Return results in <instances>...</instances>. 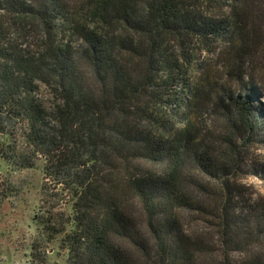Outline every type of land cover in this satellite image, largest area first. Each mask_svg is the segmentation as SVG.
<instances>
[{"label": "trees", "instance_id": "obj_1", "mask_svg": "<svg viewBox=\"0 0 264 264\" xmlns=\"http://www.w3.org/2000/svg\"><path fill=\"white\" fill-rule=\"evenodd\" d=\"M197 45L220 63L203 67ZM217 68L239 88L223 126L252 146L264 137V0H0V140L24 142L1 156L42 163L63 188L61 211L36 216V264L49 246L66 264H264V229L228 180L235 143L216 154L191 120L220 88ZM189 163L220 191L185 175ZM193 211L216 220L220 250L186 230Z\"/></svg>", "mask_w": 264, "mask_h": 264}, {"label": "rangeland", "instance_id": "obj_2", "mask_svg": "<svg viewBox=\"0 0 264 264\" xmlns=\"http://www.w3.org/2000/svg\"><path fill=\"white\" fill-rule=\"evenodd\" d=\"M82 0H63L65 6L72 9L78 8ZM207 13H216L209 5L205 7ZM197 58L199 63L204 67L208 65H216L220 63L215 59L213 54L208 55L203 47L196 46ZM221 75L219 81L220 88L214 90L213 95L206 97V101L196 100V104L200 107L191 117L192 122L199 128L200 142L205 146L210 145L216 154L227 148H230L229 140H232L237 147L238 163L236 168L228 176V180L234 189L238 191L235 195V204L240 210L247 209L248 219L251 218L258 225L261 223V229H264V137L258 139L252 146H243L242 141L234 134H229L226 126H223L222 116L230 102L228 93L234 96L238 95L239 88L236 85L227 83L223 77L222 69H218ZM218 73V72H217ZM199 74L194 73L192 77V85L195 87ZM226 90V91H225ZM48 103H52V99L48 96ZM262 96L261 98H263ZM260 98L261 104L264 100ZM254 104L259 105L258 102ZM194 108V106L192 105ZM237 138V140H235ZM0 140V264H36L32 257V245L35 238L38 237L39 231L35 220L39 217V222L45 217L49 206L57 207L56 212H60V205L63 202V188L56 186L51 182L46 183L42 171V163L38 164L35 169H20L15 163H8L2 158H13L19 154L24 148V142L21 139L14 138L13 141L5 142ZM10 145L13 149L5 146ZM187 176L194 179L195 183L206 185L209 182L199 175V169L193 167L190 163L186 165ZM236 173V174H235ZM222 178H224L222 176ZM211 186L220 191L221 181L215 180L209 182ZM45 186L46 192L43 191ZM198 186V187H199ZM212 187V188H213ZM200 213L199 211L184 212V225L186 230L195 236L205 237L210 243V249L220 250V238L216 231L212 228L216 220L209 215ZM256 239L257 252L264 255V230L263 235H259ZM214 250V249H213ZM48 253L45 255L46 264H66V258L61 255L56 246H49ZM42 250L37 251L39 255ZM38 257V256H37ZM243 257V256H240ZM239 257V258H240ZM238 259V258H237ZM39 264V263H38Z\"/></svg>", "mask_w": 264, "mask_h": 264}]
</instances>
